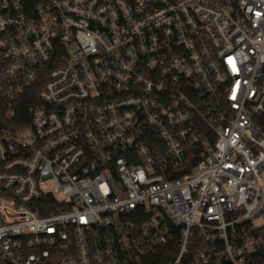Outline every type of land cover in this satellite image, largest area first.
Segmentation results:
<instances>
[{
    "label": "built area",
    "instance_id": "1",
    "mask_svg": "<svg viewBox=\"0 0 264 264\" xmlns=\"http://www.w3.org/2000/svg\"><path fill=\"white\" fill-rule=\"evenodd\" d=\"M262 252L264 0H0V264Z\"/></svg>",
    "mask_w": 264,
    "mask_h": 264
},
{
    "label": "trees",
    "instance_id": "2",
    "mask_svg": "<svg viewBox=\"0 0 264 264\" xmlns=\"http://www.w3.org/2000/svg\"><path fill=\"white\" fill-rule=\"evenodd\" d=\"M43 0H28L29 5L31 6V8H35L37 5H39L40 2H42ZM26 108V107H25ZM28 108V107H27ZM154 264H159V262H154Z\"/></svg>",
    "mask_w": 264,
    "mask_h": 264
},
{
    "label": "water",
    "instance_id": "3",
    "mask_svg": "<svg viewBox=\"0 0 264 264\" xmlns=\"http://www.w3.org/2000/svg\"><path fill=\"white\" fill-rule=\"evenodd\" d=\"M262 255H264V253L262 252ZM208 264H215L214 262H210V263H208Z\"/></svg>",
    "mask_w": 264,
    "mask_h": 264
}]
</instances>
